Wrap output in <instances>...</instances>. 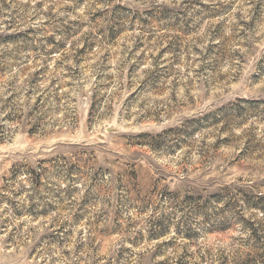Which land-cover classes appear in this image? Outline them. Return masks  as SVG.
Returning <instances> with one entry per match:
<instances>
[{
  "label": "rangeland",
  "instance_id": "374dc122",
  "mask_svg": "<svg viewBox=\"0 0 264 264\" xmlns=\"http://www.w3.org/2000/svg\"><path fill=\"white\" fill-rule=\"evenodd\" d=\"M0 264H264V0H0Z\"/></svg>",
  "mask_w": 264,
  "mask_h": 264
},
{
  "label": "trees",
  "instance_id": "16d2710c",
  "mask_svg": "<svg viewBox=\"0 0 264 264\" xmlns=\"http://www.w3.org/2000/svg\"><path fill=\"white\" fill-rule=\"evenodd\" d=\"M29 173H31V175H35V173L37 174L36 170L35 169H32Z\"/></svg>",
  "mask_w": 264,
  "mask_h": 264
}]
</instances>
